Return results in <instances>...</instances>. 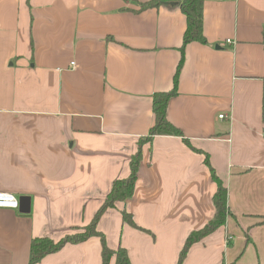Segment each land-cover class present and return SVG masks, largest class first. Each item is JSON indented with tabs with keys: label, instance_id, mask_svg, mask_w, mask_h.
<instances>
[{
	"label": "crops",
	"instance_id": "obj_1",
	"mask_svg": "<svg viewBox=\"0 0 264 264\" xmlns=\"http://www.w3.org/2000/svg\"><path fill=\"white\" fill-rule=\"evenodd\" d=\"M149 1L0 0V190L29 198L26 213L0 208V264H28L33 238L90 223L138 148L132 196L97 223L110 249L131 264H177L215 212L205 153L231 213L182 264H264V0H202L205 42L183 52L180 0L138 5ZM181 57L166 118L203 153L175 135L139 143ZM101 263L90 237L35 264Z\"/></svg>",
	"mask_w": 264,
	"mask_h": 264
},
{
	"label": "trees",
	"instance_id": "obj_2",
	"mask_svg": "<svg viewBox=\"0 0 264 264\" xmlns=\"http://www.w3.org/2000/svg\"><path fill=\"white\" fill-rule=\"evenodd\" d=\"M179 4L180 11L184 14L186 19V26L183 32L181 46V52H183V47L189 42H205V38L202 31L203 1L180 0ZM138 5L140 8L157 6L158 0L140 2L138 3ZM181 63L182 57L177 65L176 72L173 77L172 88L168 91H160L154 93L152 100L154 122L148 131L147 137L141 138L139 140V143L146 142L149 137L157 134L175 135L180 136L182 138V141L192 150L199 153H203L201 150L193 148L188 142V140L184 138L182 132L166 118V104L168 99L176 92L177 78L179 75ZM261 117L262 122L264 123V94L262 98ZM203 155L204 163L208 166L212 180L216 183V190L212 196L215 212L213 217L204 226L199 229L192 230L187 235L185 242L179 252L177 264H182L184 258L186 257V253L189 247L193 243L201 240L203 237L212 233L219 226L223 225L226 220V217L231 213L227 205L226 188L222 184L220 178L216 175L212 166L210 165L207 154L203 153ZM140 156L141 153L140 149L138 148L130 158L129 174L123 178H116L112 182L110 190L106 194L103 202L101 203L95 214L93 215L90 223L81 228L72 229L70 232L66 233L58 240H53L49 237L33 238L30 243L28 264H35L45 255L53 253L62 248V246H64L66 243H79L89 239L90 237H98L100 240L102 257L101 264H109L110 258L112 256L115 257L116 264H131L127 256V252L123 247L119 246L115 250L110 249L108 247L105 241L104 234L97 229V223L106 209L113 208L115 207V204L117 202H124L132 196L135 188V182L138 176ZM120 213L123 222L127 223L133 228L142 230V228L135 224L132 215L129 212L123 209Z\"/></svg>",
	"mask_w": 264,
	"mask_h": 264
},
{
	"label": "built area",
	"instance_id": "obj_3",
	"mask_svg": "<svg viewBox=\"0 0 264 264\" xmlns=\"http://www.w3.org/2000/svg\"><path fill=\"white\" fill-rule=\"evenodd\" d=\"M226 42H230V40H226ZM223 117L224 114L218 115L220 119ZM18 206V198L14 194L0 190V208L18 209Z\"/></svg>",
	"mask_w": 264,
	"mask_h": 264
},
{
	"label": "water",
	"instance_id": "obj_4",
	"mask_svg": "<svg viewBox=\"0 0 264 264\" xmlns=\"http://www.w3.org/2000/svg\"><path fill=\"white\" fill-rule=\"evenodd\" d=\"M18 203H19L18 209L20 212H24V213L28 212L29 210L28 197H24V196L18 197Z\"/></svg>",
	"mask_w": 264,
	"mask_h": 264
}]
</instances>
